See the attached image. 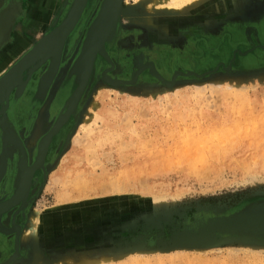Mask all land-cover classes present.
<instances>
[{
  "label": "rangeland",
  "instance_id": "1",
  "mask_svg": "<svg viewBox=\"0 0 264 264\" xmlns=\"http://www.w3.org/2000/svg\"><path fill=\"white\" fill-rule=\"evenodd\" d=\"M50 1L20 25L21 44L55 34L0 83V264H28L16 259L14 225L59 206L76 212L67 240L93 246L95 264H264V0H221L218 9L198 0L174 17L152 14L154 28L121 15L128 5L149 13L150 1L88 0L64 39L78 0ZM1 2L0 65L12 55L15 21L33 9L30 0ZM93 50L91 80L71 103ZM113 84L123 93H95ZM32 94L42 104L30 108ZM39 151L46 160L26 203L2 209Z\"/></svg>",
  "mask_w": 264,
  "mask_h": 264
},
{
  "label": "bare ground",
  "instance_id": "2",
  "mask_svg": "<svg viewBox=\"0 0 264 264\" xmlns=\"http://www.w3.org/2000/svg\"><path fill=\"white\" fill-rule=\"evenodd\" d=\"M87 1H86V4H87ZM147 1H150V5H151V7H149L150 8L148 11L149 13H147L143 9L137 12L135 9V7H136L135 5H128V8L124 9L121 15L124 16L125 19L130 21L129 23H132L135 25H140L139 27L143 26L145 28H154L153 27L154 24L152 23V18H151L152 14H158V12L159 13L164 12L168 16L174 17L177 15L178 12H182L184 10L187 11L190 8V7L188 8V6L191 5L190 3H192V4L196 3L198 0H177V1L176 0H147ZM220 1L221 0H212V2H211L212 4L210 5V8H212V9L217 8L218 9V7H220ZM86 4H85V6H86ZM85 6H84V8H85ZM78 8L76 10L77 14H79ZM84 8H83L82 12L79 14L80 16L82 15ZM186 8H188V9H186ZM76 23L77 22H75L74 26L76 25ZM44 32H46V31H44ZM40 37L36 38L34 40L33 44H31L29 46L27 45L24 50H21V48H20V47L23 48L25 46L24 44H21L22 41H16L12 45L8 44L7 47H9L8 49L11 50L12 55H10V57L12 56V59L9 57L8 59H11L10 62L7 63L3 67V71L2 70L0 71V83L1 82L4 83L3 82L4 80L13 78L14 74L20 76L24 72V70L29 67L28 65H26L24 68L18 70V72L17 71H15V73L9 72V70L13 68L17 59L19 57L23 56L22 54L25 53V51L27 49L31 48V53H33L35 46L38 43H40L43 39V37H41V38ZM133 43H135V42H133ZM60 45H61V43H57V41H56L53 45V48H52L53 51H56L58 49L57 50V53H58ZM17 48H18V51L20 50V51H22V53L18 52V51L16 52ZM3 50H4V48H3ZM45 52L48 54L49 50L47 48H45ZM57 53L55 55L54 60L56 62L53 66V70L51 72V75L45 77L44 85L47 82H49V80L51 79V76L58 70V68H56V66H57L56 65ZM88 58H89V56H88ZM87 60H88L87 63H85V60H83V62L81 63V66L79 68L80 72L83 73V77H82L80 84H79L80 85L79 90L76 92V95L74 96V98L73 97H72L73 99L71 98V100H72V102H74V104H75L76 100L78 99L80 93H83V91L88 87V84L91 80L90 77H91L92 73L94 72V66L93 65H94L95 58H93V59L90 58ZM33 61H35V60H33ZM33 61L31 59V56L28 57L27 59H24L25 64L32 63ZM1 66L2 65H0V67ZM146 66H148V64ZM153 74H155V73H153ZM17 77H15L16 79H14L13 82L19 78V77L18 78ZM165 79H166V76H165ZM13 82H11L10 84H12ZM10 84H8L7 89H5L6 95H7V90H8V87ZM97 91H95V93L98 94L99 92H101L102 94H106V95L112 94L113 92L116 94L123 93V90L118 89V87L115 86L114 84L111 86L108 85V86L99 87V89ZM95 102H97V101H95ZM88 115H90V111H88L87 114L85 112V117L86 116L88 117ZM62 124H63L62 121H57L55 123V126L59 129L62 126ZM40 126H38L37 130H39ZM57 128H56V130H57ZM54 132L55 131H53L52 129L47 131V133L44 137V141L46 143H48L47 145L50 144L53 136L55 135ZM90 135H93V133ZM32 154H33L32 152H31V154H29V161L33 162V160H34L37 164L36 167L39 168L40 166H42L44 164V162L46 160V151L45 152L39 151L36 156L35 155L32 156ZM20 159H21V161H19V163L22 162L21 157H20ZM35 169L36 168L31 166V165H30V167L22 166V170L25 171V175H23V177L20 179L13 197H11L9 199V202L7 203V205H4V207H2V209L16 207V206L20 205L19 203L22 200L25 201V203H26V201L28 199L27 198L28 190L30 188L31 181L33 179L32 176L35 173ZM0 174H1V172H0ZM10 181L11 180L9 179L8 184L6 185L9 190L12 188V184L9 183ZM80 197H81L80 195L77 196V198H80ZM58 200L64 201V200H70V199H68L67 196L61 195L60 197H58ZM59 203L62 204L61 202H59ZM64 203H65V201H64ZM97 207H98L97 208V211H98L101 207L100 206H97ZM24 208H26V204H25ZM89 208H91V207H89ZM64 209L65 208L59 206V207H56L54 210L53 209L48 210V212L47 211H45V212L34 211L31 213L25 212L24 216H22L20 219L21 225H19V229H18L17 225H14L15 230L18 233V236L16 238L17 239L16 242L20 246V253L19 254L21 255V256L19 254L16 255V256H20V257L15 256L17 260H22V262H26L28 264H37V263H40V264H95L96 263V261L94 259H91L92 257L87 256V255L92 254L91 252L93 250V248H92L93 246L87 247L91 251V252L89 251V253H88L85 250L86 249L85 245H82L81 242L79 243L77 240H74V239L72 241L67 240V238H68L67 232L73 231V229H70L69 231H67L65 229V227L68 224H70V221L74 218L76 212L73 213V212H69V211H63ZM86 209H88V208H86ZM27 210H28V208H27ZM74 211H75V208H74ZM77 212H80V211H77ZM14 216H12V217H14ZM14 226H12V227H14ZM11 231H13V230H11ZM56 231L62 233L61 238L60 237H58V238L52 237V238H45V239L43 238V235L45 233H51V232H56ZM91 232H94V231L91 229ZM86 235L87 234L83 235V239L87 240L89 237ZM45 253L47 255H45Z\"/></svg>",
  "mask_w": 264,
  "mask_h": 264
},
{
  "label": "crops",
  "instance_id": "3",
  "mask_svg": "<svg viewBox=\"0 0 264 264\" xmlns=\"http://www.w3.org/2000/svg\"><path fill=\"white\" fill-rule=\"evenodd\" d=\"M2 0H0V9L3 8V2H1ZM32 2V10L30 11L29 14L26 15L25 19L21 22H19L18 20L15 21V24H17L16 26V29L14 31V33H12L11 37L8 38L9 42L7 43L6 46H8V44L11 43V41L14 43L16 41H22V38L23 36H21V33H20V25L22 26H25V27H29L31 26L30 25V22L32 23L33 20L35 19H39L40 17H42L43 13L46 14V12H48V9L50 8H53L54 4L50 1V0H30ZM53 4V5H52ZM5 5V4H4ZM4 17V12H1L0 13V24H1V20L3 19ZM44 18V17H43ZM46 24V23H44ZM43 24V25H44ZM18 33V34H17ZM6 40V39H5ZM27 41V40H26ZM13 43H11L10 45H12ZM18 44V43H17ZM2 45V44H1ZM27 45H25L23 48H21V50H24L26 48ZM18 51V48L16 50V52ZM18 52H21L22 51H18ZM12 59V56L10 57ZM11 59H6L4 61V63L2 64V66L0 67V71L2 70L3 71V67L10 62ZM9 65V64H8ZM7 65V66H8Z\"/></svg>",
  "mask_w": 264,
  "mask_h": 264
},
{
  "label": "water",
  "instance_id": "4",
  "mask_svg": "<svg viewBox=\"0 0 264 264\" xmlns=\"http://www.w3.org/2000/svg\"><path fill=\"white\" fill-rule=\"evenodd\" d=\"M86 1H87V0H78V1H77V4H76V7H75V9H74V11H73V13H72V15H71V16L69 17V19H68L70 26H68V27H63V26H61V29L64 30V33H63V35H62V37H61L62 39H64V38L66 37V35L70 32V30L74 27V24H75V22L77 21V18L80 16L79 14L82 12V10H83V8H84V6H85V4H86ZM112 2H116V0H108V5L110 6ZM109 6H108V7H109ZM78 7H79V8H78ZM77 8L79 9V14L76 13ZM58 29H60V27L56 28L57 31H58ZM56 30H54V31H56ZM54 34H55V33L52 32L49 36L43 38L42 41H41L40 43H38V44L35 46V48H34V50H33V53L30 52V54L28 55V57L31 56V58H32V56H34V53H35L36 49H37L41 44L47 42V41H48V40H49ZM95 55H96V50H93V51L91 52L90 57H89L88 59H90V58L93 59V58L95 57ZM28 57H27V58H28ZM27 58H25V59H27ZM23 64H24V67H25L28 63L25 64V63H24V60H23ZM22 68H23V67H22ZM22 68H20V69H22ZM20 69H19V70H20ZM11 73H15V72H11ZM14 75H15V74H14ZM10 79H11V78H10ZM4 81H5V80H4ZM4 81H3V82H4ZM1 83H2V82H1ZM2 84H3V83H2ZM79 84H80V83H79ZM79 88H80V85H79L77 91L79 90ZM77 91H76V92H77ZM76 92H75L74 95L72 96L73 98H74V96L76 95ZM80 94H81V93H80ZM73 98H72V99H73ZM71 103H74V102H72V100H71ZM56 128H57V127H56ZM36 165H37V164H36ZM36 165H35V168H37ZM8 202H9V201L5 202V203L3 204V207H4V205H7Z\"/></svg>",
  "mask_w": 264,
  "mask_h": 264
},
{
  "label": "flooded vegetation",
  "instance_id": "5",
  "mask_svg": "<svg viewBox=\"0 0 264 264\" xmlns=\"http://www.w3.org/2000/svg\"><path fill=\"white\" fill-rule=\"evenodd\" d=\"M1 21H2V20H1ZM3 42H6V41L4 40ZM45 72H46V71H44V72L42 73V75L45 74ZM41 93H42V92H41ZM41 93H38V95H39V94L41 95ZM32 95H33V96H30V97H29V95H28L29 99H27L28 104L30 105V108H32V106H35V105H38V104H42V103H40V102H39V103L36 102V100H35V99H36V95H35V94H32ZM43 97H44V96H42V98H43ZM43 103H44V102H43ZM11 117H12V116H11ZM11 119L13 120V117H12ZM4 123H5V122H3L2 124L4 125ZM10 124H11V123H10ZM6 126H7V125H6ZM8 126H10V125H8ZM8 126H7V127H8ZM11 126H12L11 129H12V131H13L12 133H14V134L18 133V131H15V130H14V129H15V125H14V124H11ZM10 135H12L11 132H10ZM45 135H46V134H45ZM45 135H44V137H45ZM16 136H17V139H18L17 141H19L18 134H17ZM16 136H15V138H16ZM19 147H20V146H19V144H18V149H19ZM22 147H23V146H22Z\"/></svg>",
  "mask_w": 264,
  "mask_h": 264
}]
</instances>
